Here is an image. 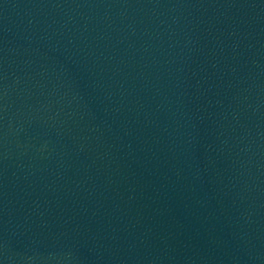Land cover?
Returning <instances> with one entry per match:
<instances>
[{
  "label": "water",
  "instance_id": "obj_1",
  "mask_svg": "<svg viewBox=\"0 0 264 264\" xmlns=\"http://www.w3.org/2000/svg\"><path fill=\"white\" fill-rule=\"evenodd\" d=\"M0 264H264V0H0Z\"/></svg>",
  "mask_w": 264,
  "mask_h": 264
}]
</instances>
